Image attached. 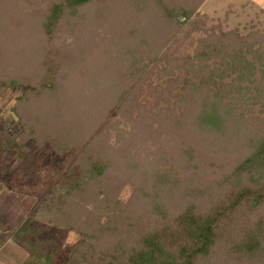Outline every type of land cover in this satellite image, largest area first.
Returning a JSON list of instances; mask_svg holds the SVG:
<instances>
[{"label":"trees","instance_id":"1","mask_svg":"<svg viewBox=\"0 0 264 264\" xmlns=\"http://www.w3.org/2000/svg\"><path fill=\"white\" fill-rule=\"evenodd\" d=\"M15 1L0 0V97L23 90L24 131L0 132L5 176L44 159L53 186L0 264H264V122L219 100L227 76L264 74V36L209 24L207 0ZM201 32L196 83L176 53Z\"/></svg>","mask_w":264,"mask_h":264},{"label":"rangeland","instance_id":"2","mask_svg":"<svg viewBox=\"0 0 264 264\" xmlns=\"http://www.w3.org/2000/svg\"><path fill=\"white\" fill-rule=\"evenodd\" d=\"M19 1L22 2V6H27L28 0L26 3L25 0H16L14 3L18 6ZM133 1L135 2L136 0ZM240 1L241 0H207L201 6L200 12L207 16L209 24L214 22L213 24L222 25L223 23H226L227 20L226 26H215L217 28H222L224 32L238 30L242 36H248V34L254 32L264 36V15L258 13L259 11L257 9L240 5ZM11 9H15V7L12 5ZM212 27L214 26H199L201 30H207L208 33L211 29H213ZM201 38H205L204 33L201 32L195 34L193 36V42L181 47L179 52L176 53L177 57L185 59L184 61L187 62L185 73L189 70L187 72L188 78H192L191 80L195 81L196 83H199V80H197V77L194 75L193 69H191L190 66L194 63H197L196 55L199 53L202 54L203 51L206 50V45H208V48L210 45H212L211 42L209 44L200 45L199 39ZM85 45L87 47V44ZM8 56L10 55H6L3 61H7ZM212 62L214 61H210L208 63ZM204 63H200L199 65ZM208 63L206 61L205 64ZM38 68L40 69L39 65ZM201 76L199 77L201 78ZM156 78L153 76L152 80L156 82ZM236 78L237 75H232L227 76L224 79L223 84L226 85V88L223 92H220L219 100L227 108V110L231 111L237 116L245 115L247 117H253L264 122V74L257 72L251 81H237L235 84H233L236 81L234 80ZM22 92L23 90H20L17 93L9 91L4 97H0V121H2L0 122V132L5 126L10 136L13 137L14 141H19L24 131L21 126V122L11 111L12 107L16 103L17 98L22 95ZM137 93L139 94V92ZM121 128L122 130L128 129L124 125H122ZM1 143L2 138L0 137V180H3V183L5 184L3 188L7 189H3L4 192L2 193V196H6L8 193V198L15 199V202L12 200L15 206L10 210L8 209V206L5 207L7 204L3 206L5 226L2 232L0 229V247L2 243H5L8 239H10V236L14 231L13 227L17 225L14 224L18 221V219H21L24 214L27 215L32 208L35 209L38 206L39 200L42 199V197L47 192H49L51 186H53L50 172L47 171V164L43 162L44 159L39 158L26 161V163L23 164L24 167H21V169L18 168V171L10 173L6 177V171L14 169L16 163L14 159L8 160L11 158V156L9 154L3 153L1 149ZM142 154H144V152ZM61 170V165L53 166V171ZM8 183L14 188V192L12 190H8ZM132 191L133 188L130 186L125 188L122 198L127 200L131 196ZM17 194H20V196H17ZM196 194H198L199 200H202L203 195H205L203 190L197 191ZM5 202H7V200H5ZM46 235H48L50 240L53 239L55 243H65L66 247L75 246L81 240V236L72 230H57L56 232L55 230H49V233H46ZM46 235H44V238ZM0 249L2 250L3 247ZM3 250L2 255L5 254L3 253Z\"/></svg>","mask_w":264,"mask_h":264},{"label":"crops","instance_id":"3","mask_svg":"<svg viewBox=\"0 0 264 264\" xmlns=\"http://www.w3.org/2000/svg\"><path fill=\"white\" fill-rule=\"evenodd\" d=\"M240 5L244 6V7H252L253 9H257L259 12L258 13H261L264 15V0H241L240 1ZM5 184L3 183V180H0V196H1V199H0V209H1V212H0V229H1V232L4 230V214H3V211H4V208L3 206L6 205L5 207L8 206V209L10 210L11 208H14V204L12 202V200L15 202V199H10L7 197L8 193L6 196H2V193L4 192L3 189H6V188H3ZM7 190V189H6ZM9 190V189H8ZM11 191V190H10ZM9 196V195H8ZM3 198V200H2ZM5 200H7V202H5ZM10 215V214H9ZM24 216L21 218V219H18V221L14 224L16 225L15 227H13V229L17 228V226H19V224L22 222ZM0 240H1V234H0ZM1 247H3V243L1 244ZM0 247V248H1ZM3 250V249H2ZM2 250L0 249V255H2Z\"/></svg>","mask_w":264,"mask_h":264}]
</instances>
